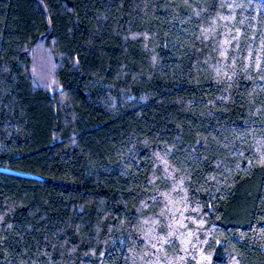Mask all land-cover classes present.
Here are the masks:
<instances>
[{"label":"trees","instance_id":"1","mask_svg":"<svg viewBox=\"0 0 264 264\" xmlns=\"http://www.w3.org/2000/svg\"><path fill=\"white\" fill-rule=\"evenodd\" d=\"M0 264H264V0H0Z\"/></svg>","mask_w":264,"mask_h":264}]
</instances>
